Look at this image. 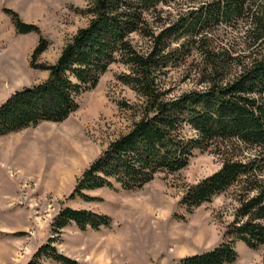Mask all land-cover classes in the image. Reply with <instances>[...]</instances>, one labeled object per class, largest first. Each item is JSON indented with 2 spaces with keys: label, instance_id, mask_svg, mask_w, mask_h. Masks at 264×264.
Segmentation results:
<instances>
[{
  "label": "trees",
  "instance_id": "obj_1",
  "mask_svg": "<svg viewBox=\"0 0 264 264\" xmlns=\"http://www.w3.org/2000/svg\"><path fill=\"white\" fill-rule=\"evenodd\" d=\"M176 1L88 0L87 25L63 46L55 63L41 66L48 71L47 80L12 92L0 104V136L43 121H64L77 109V98L93 89L111 64L125 65L129 72L117 80L140 102L132 125L84 170L71 197L90 200L83 190L114 185L137 190L156 173L185 168L195 150H210L220 156V168L188 185L177 204L191 211L233 188L238 206L222 241L180 264H228L237 258L236 242L250 249L264 246V0H209L164 25L150 24L158 6ZM5 12L18 33L37 32L12 10ZM239 21L247 25L243 37L251 42L244 56L231 42H215L211 33ZM131 34L144 39L145 46L138 50ZM46 48L40 38L32 56ZM193 56L197 58L188 66L204 88L170 96L164 88L167 69L186 65ZM70 223L81 230L98 229L108 226L110 218L65 207L52 227L59 233ZM54 242L50 238L39 246L26 264H43V258L77 264L59 253Z\"/></svg>",
  "mask_w": 264,
  "mask_h": 264
},
{
  "label": "rangeland",
  "instance_id": "obj_2",
  "mask_svg": "<svg viewBox=\"0 0 264 264\" xmlns=\"http://www.w3.org/2000/svg\"><path fill=\"white\" fill-rule=\"evenodd\" d=\"M207 1L158 6L150 24L164 25V20L170 22ZM87 4L88 0H0V104L12 92L47 80L48 71L41 66L55 63L63 46L87 25ZM7 9L25 24L35 25L37 32L18 33ZM242 22L235 27L221 25L211 33L215 42L225 46L231 42L244 56L251 42L244 39L247 25ZM40 38L47 48L33 57ZM131 40L138 50L145 46L136 34ZM191 58L197 57L167 69L164 88L170 96L204 88L188 66ZM127 72L125 65L111 64L96 86L77 98V109L64 121H43L0 136V264H26L50 238L59 253L77 264H180L182 258L222 241L238 206L235 189L215 194L191 211L177 204L188 185L220 168V156L210 150H195L185 168L173 174L156 173L137 190L114 185L83 190L90 200L71 197L84 170L132 125L140 102L130 87L117 80ZM65 207L106 215L110 223L85 230L70 223L55 233L52 222ZM235 250L237 258L228 264H264V246L250 249L236 242ZM42 262L58 264L47 258Z\"/></svg>",
  "mask_w": 264,
  "mask_h": 264
},
{
  "label": "bare ground",
  "instance_id": "obj_3",
  "mask_svg": "<svg viewBox=\"0 0 264 264\" xmlns=\"http://www.w3.org/2000/svg\"><path fill=\"white\" fill-rule=\"evenodd\" d=\"M142 199V198H141ZM150 209V208H149ZM150 218V217H149Z\"/></svg>",
  "mask_w": 264,
  "mask_h": 264
}]
</instances>
